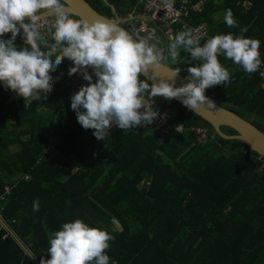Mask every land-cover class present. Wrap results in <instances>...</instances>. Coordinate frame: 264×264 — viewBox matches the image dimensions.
<instances>
[{
    "label": "trees",
    "instance_id": "trees-1",
    "mask_svg": "<svg viewBox=\"0 0 264 264\" xmlns=\"http://www.w3.org/2000/svg\"><path fill=\"white\" fill-rule=\"evenodd\" d=\"M86 1L110 19L142 12L134 1ZM225 9L231 10L232 27L223 21ZM190 23L207 24L211 36L256 39L264 60V0H207ZM15 44L26 46L21 39ZM178 52L169 67L187 77V68L199 62L182 48ZM218 60L229 82L207 88L205 96L264 133L258 75L233 67L222 55ZM72 66L64 58L51 73L53 87L26 104L0 86V193L15 186L3 215L15 235L3 240L7 232L0 231V264L47 260L49 235L75 219L110 232L109 264H264V168L258 154L241 141L220 138L194 113L162 97L152 100L174 114L172 123L183 125L184 134L166 138L148 127L137 132L112 126L97 140L70 108L65 84ZM199 126L209 128L215 140L199 145L190 131ZM222 131L236 135L227 127ZM112 217L121 231H112Z\"/></svg>",
    "mask_w": 264,
    "mask_h": 264
},
{
    "label": "clouds",
    "instance_id": "clouds-1",
    "mask_svg": "<svg viewBox=\"0 0 264 264\" xmlns=\"http://www.w3.org/2000/svg\"><path fill=\"white\" fill-rule=\"evenodd\" d=\"M66 2L0 0V86L23 97L26 104L29 98L53 87L51 73L67 58L73 64L68 75L79 72L88 81L71 95L70 108L84 129L94 130L97 140H104L112 126L126 131L151 124L160 115L149 108L153 97L179 99L194 113L203 106L217 108L204 93L209 87L229 82V73L219 62V55L246 73L256 71L261 63L256 39L232 33L216 34L201 45L196 30L185 27L169 38L168 58L175 63L178 49L182 48L199 63L187 68L188 82L177 87L175 77L179 70H173L170 79L158 77L164 57L154 44L110 18L74 19ZM168 2L165 0V4ZM47 15L54 17L48 28L51 41L40 31ZM223 21L228 27L234 26L230 9H225ZM246 31V27L240 28L241 33ZM8 33L10 38H2ZM18 35L26 46H16ZM87 68L92 69L94 82ZM149 69L153 73L149 77L151 84L140 79ZM38 209L34 201L32 210ZM110 224L112 231L122 230L115 217ZM111 239L109 231L91 227L81 219L62 223L58 231L49 235L46 250L49 258L45 260L42 256L40 264H109L105 250Z\"/></svg>",
    "mask_w": 264,
    "mask_h": 264
},
{
    "label": "built area",
    "instance_id": "built-area-1",
    "mask_svg": "<svg viewBox=\"0 0 264 264\" xmlns=\"http://www.w3.org/2000/svg\"><path fill=\"white\" fill-rule=\"evenodd\" d=\"M127 2L134 1L137 7L142 8L141 16L139 18L124 19L119 18V25L134 33L136 36L146 38L148 43H157L161 45L160 36H163L166 43H169V38H174L177 31L183 30L185 27L196 30V35L199 37V43L210 38L209 28L207 24L202 23L199 25H192L190 23L191 14H200L204 10V6L207 0H169L165 4V0H125ZM76 19L75 17H73ZM54 17L45 18L40 31L44 34L45 39H52L48 28ZM161 31V33L159 32ZM10 33L5 34L4 39L10 38ZM16 39H21L20 35ZM162 59L161 63L168 65L171 59L168 58L167 50L162 47L161 50ZM261 63L258 65L256 71L251 74H257L260 79L261 88L264 89V60L259 58ZM89 75H93L92 69H86ZM93 75V79H94ZM141 79V77H140ZM88 81H85L82 75L77 72L73 74L70 81L65 84V87L70 90V93L74 94L79 90L82 85H87ZM149 108L153 112H158L160 115L151 124H144L136 126L134 129L139 132L145 128H150L152 132L157 133L162 137L168 138L171 134L182 135L186 132V128L183 125H174L172 123L174 114L171 111L162 112L156 106V102L151 100ZM191 132H194L197 136V143L201 146L207 145L209 142L215 140V134L211 133L210 129L204 126L191 127ZM52 149V146L47 150ZM249 149V148H248ZM250 150V149H249ZM246 153L248 151H245ZM258 161L262 162V168H264V157H257ZM150 184L147 183V186ZM6 186L3 193H0V231L6 230V234L3 236V240L8 239L9 235H15L10 229L9 224L4 219V206L7 198L10 196L13 188ZM114 264H118L114 262Z\"/></svg>",
    "mask_w": 264,
    "mask_h": 264
},
{
    "label": "water",
    "instance_id": "water-1",
    "mask_svg": "<svg viewBox=\"0 0 264 264\" xmlns=\"http://www.w3.org/2000/svg\"><path fill=\"white\" fill-rule=\"evenodd\" d=\"M105 2V0H103ZM66 7L68 8L72 17L76 19H84L88 21L95 20L97 18H109L105 15L97 12L86 0H67ZM112 11L115 13V9L112 8ZM52 17L47 15L45 18ZM119 17L116 16L115 19H112L113 22H117ZM122 27V26H121ZM163 67L157 73L159 78L170 79V74L173 69L169 65L163 64ZM238 65H233V67ZM153 75L152 70L149 69L147 74L142 75L141 77L147 80L149 84L153 81L149 79ZM176 86L179 87L182 83H187L188 81L185 77L178 73L175 77ZM182 105L179 99H172ZM214 102V101H213ZM217 108L208 109L207 106H203L201 110L194 113L191 110L190 112L194 113L200 119L208 123L214 132L222 139L225 140H237L243 142L251 151L258 154L259 156L264 157V133L257 129L252 123L244 118L238 116L237 114L231 112L223 104L214 102ZM183 106V105H182ZM227 127L236 132V135H227L222 131V128Z\"/></svg>",
    "mask_w": 264,
    "mask_h": 264
},
{
    "label": "crops",
    "instance_id": "crops-1",
    "mask_svg": "<svg viewBox=\"0 0 264 264\" xmlns=\"http://www.w3.org/2000/svg\"><path fill=\"white\" fill-rule=\"evenodd\" d=\"M141 16V13H138V14H136V16H133V17H135V18H139ZM124 19H126V18H124ZM159 32L161 33V31L159 30ZM210 33V32H209ZM211 36V35H210ZM160 40H161V45H159V44H157V43H151V44H155L160 50H162V47L165 49V50H167V46H168V44L166 43V40L164 39V37L163 36H160ZM260 58V57H259ZM170 59V58H169ZM262 59V58H261ZM170 63H172V61L171 62H169L168 63V65L170 64Z\"/></svg>",
    "mask_w": 264,
    "mask_h": 264
},
{
    "label": "rangeland",
    "instance_id": "rangeland-1",
    "mask_svg": "<svg viewBox=\"0 0 264 264\" xmlns=\"http://www.w3.org/2000/svg\"><path fill=\"white\" fill-rule=\"evenodd\" d=\"M155 45V44H154ZM156 46V45H155ZM157 47V46H156ZM158 48V47H157ZM13 150H15L14 148H13ZM52 151L51 150H49V153H51Z\"/></svg>",
    "mask_w": 264,
    "mask_h": 264
}]
</instances>
